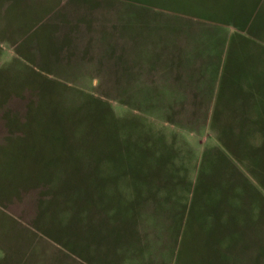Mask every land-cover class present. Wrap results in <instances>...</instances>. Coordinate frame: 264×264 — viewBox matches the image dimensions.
I'll return each instance as SVG.
<instances>
[{"label": "rangeland", "instance_id": "374dc122", "mask_svg": "<svg viewBox=\"0 0 264 264\" xmlns=\"http://www.w3.org/2000/svg\"><path fill=\"white\" fill-rule=\"evenodd\" d=\"M193 209L264 264V0H0V264H177Z\"/></svg>", "mask_w": 264, "mask_h": 264}, {"label": "crops", "instance_id": "0c3cea01", "mask_svg": "<svg viewBox=\"0 0 264 264\" xmlns=\"http://www.w3.org/2000/svg\"><path fill=\"white\" fill-rule=\"evenodd\" d=\"M217 204L215 207L220 208V205L218 204L217 206ZM192 212V215L190 217L187 216L186 220H184L186 222L185 224L188 223L185 225V232L182 229V224H180L178 226V235L176 230L173 237L175 241L173 251L177 253L175 261L177 264H181V259L187 250L191 252V261L189 264H195L196 261L197 264H234L236 262V264H261L258 247L259 237L256 233H254V236H250L251 238H247L238 229H232V220L230 217L224 218L223 215L216 216V213L213 212L210 215L208 213H205L204 216L200 215L202 217V225L199 221L200 233L195 235L193 229L195 218H197V211L193 209ZM250 229H253V227ZM247 239H251L254 242L253 256L248 252L250 249L252 251V247L248 248L246 243ZM177 244L178 247H175ZM194 246L197 247V251L194 250ZM246 253L247 256H245ZM232 254L240 255L239 257L232 258ZM198 255H201L200 259H202V262H198Z\"/></svg>", "mask_w": 264, "mask_h": 264}]
</instances>
